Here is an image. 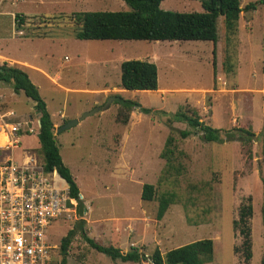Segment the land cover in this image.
I'll list each match as a JSON object with an SVG mask.
<instances>
[{
    "label": "rangeland",
    "instance_id": "1",
    "mask_svg": "<svg viewBox=\"0 0 264 264\" xmlns=\"http://www.w3.org/2000/svg\"><path fill=\"white\" fill-rule=\"evenodd\" d=\"M255 1L240 0L243 11L235 34L227 35L223 17L217 20L213 73L210 41L80 40L74 36V12L128 10L123 0H0V62L25 65L38 87L62 161L84 207L80 214L77 205L69 219H58L46 229L53 260H60L61 239L69 230H77L83 219L89 238L123 253L137 247L147 256L155 248L165 254L210 238L213 259L204 264H262L264 5L244 9ZM160 8L202 10L200 0H162ZM16 14L25 17L18 28ZM130 59L157 66L158 89L121 87L120 64ZM0 88L1 111L14 112L2 117L5 125L0 121V143L6 141L2 130L9 134L5 147L0 145V159L10 156L20 163L31 155L43 162L36 149L39 114L33 101L22 92L15 93L10 83L2 81ZM115 95L135 100L150 112L136 107L126 112L115 102ZM180 107L194 109L213 128L242 127L256 137L247 146L236 140L205 142L186 123L169 120ZM62 125L65 128L58 130ZM182 130L191 133L182 138ZM22 134L26 138L20 141ZM169 135L177 150L172 164L166 165L161 152ZM146 183L154 186L150 201L141 198ZM168 193H173L174 200L157 218L158 199ZM248 198L252 255L245 261L233 222ZM67 264L150 262L113 259L92 248L78 229L68 248Z\"/></svg>",
    "mask_w": 264,
    "mask_h": 264
},
{
    "label": "trees",
    "instance_id": "2",
    "mask_svg": "<svg viewBox=\"0 0 264 264\" xmlns=\"http://www.w3.org/2000/svg\"><path fill=\"white\" fill-rule=\"evenodd\" d=\"M128 10L123 11H81L73 13L75 24L74 36L80 40H144V41H172V40H201L210 41L214 44L212 49L213 73L216 69L215 44L218 39L217 20L223 17V23L227 35H233L237 31V23L243 8L240 0H200L201 11L177 12L160 8L162 0H123ZM264 5V0L248 3L244 9L255 10L258 5ZM16 27H20L24 21V15L14 16ZM0 80L10 83L15 93L22 92L34 103V108L39 114L40 125L37 131L39 152L43 159L45 171H56L65 181L69 188V194L78 201V212L84 210L79 197V188L69 170L63 163L59 148L53 132V122L47 110L46 103L42 99L38 87L32 83L28 73L16 65H8L1 62ZM120 85L126 90H156L158 89V70L153 62L138 59H130L120 64ZM115 102L126 112L133 108H139L141 112L149 113L150 110L141 107L139 102L115 95ZM128 115H124L123 122L127 121ZM169 120L184 122L194 130L200 132V138L205 142L238 141L242 145H248L256 137L255 134L242 127L231 129L213 128L201 121L196 111L191 108L180 107L171 114ZM189 130L180 131L182 138L190 135ZM176 146L171 135L166 138L161 157L165 159L166 165L172 164L176 153ZM1 152V151H0ZM250 156V150H246ZM264 161V157H263ZM154 186L144 184L141 198L150 201L154 198ZM173 193L163 194L158 199L157 218H161L168 206L173 202ZM248 203H242L238 211V219L233 222L242 239L240 252L244 260L251 258V237L249 219L252 217L251 199ZM264 223V205L261 208ZM84 220L78 221V229L81 236L96 251L106 254L124 262L140 263L149 261L150 264H204L213 259L214 243L210 238H203L168 250L162 254L155 248L150 256L140 251L137 247H131L123 253L121 249L114 246H102L89 238L83 230ZM77 229V230H78ZM76 229L69 230L67 235L61 239L59 251L60 260H54V264H67V252L69 245L75 235ZM264 264V260L262 262Z\"/></svg>",
    "mask_w": 264,
    "mask_h": 264
},
{
    "label": "built area",
    "instance_id": "3",
    "mask_svg": "<svg viewBox=\"0 0 264 264\" xmlns=\"http://www.w3.org/2000/svg\"><path fill=\"white\" fill-rule=\"evenodd\" d=\"M26 158L0 159V264H54L46 229L69 219L78 201L56 171Z\"/></svg>",
    "mask_w": 264,
    "mask_h": 264
},
{
    "label": "crops",
    "instance_id": "4",
    "mask_svg": "<svg viewBox=\"0 0 264 264\" xmlns=\"http://www.w3.org/2000/svg\"><path fill=\"white\" fill-rule=\"evenodd\" d=\"M8 63V62H7ZM0 65H1V62H0ZM8 65H10L9 63H8ZM17 66V65H16ZM23 66H25V65H19V67L20 68H22L23 70H24V68H23ZM29 76V75H28ZM1 80H0V84H1ZM15 95V94H14ZM1 96H4V94L2 93V91H1V88H0V97ZM3 103V102H2ZM33 106H34V104H33ZM0 108H1V106H0ZM2 109H0V121H2V122H4V125L6 124V122L3 120L4 118H2L3 116H5V115H8V114H14V112L12 111V110H9L8 111V109H5L4 111H1ZM7 111V112H6ZM3 112H5V113H3ZM1 113H3V114H1ZM38 120V119H37ZM37 120H36V123H37ZM1 122V123H2ZM28 122H31V118H30V116H29V119H28ZM1 123H0V126H1ZM26 124H27V122H25ZM2 127V126H1ZM3 128H4V126H3ZM2 129V128H1ZM30 131L32 130V129H29ZM2 133H4V135H6L5 137H6V141H5V143L6 142H9V134L7 133V132H5V130H2ZM37 134V133H36ZM35 137H36V140H37V136L35 135ZM24 138H26V134H22V135H20V136H18V140H22V139H24ZM3 140H5V139H2V142L1 143H3ZM38 141V140H37ZM5 143H3V144H0V145H2L3 147H5ZM38 146H39V144H38Z\"/></svg>",
    "mask_w": 264,
    "mask_h": 264
},
{
    "label": "water",
    "instance_id": "5",
    "mask_svg": "<svg viewBox=\"0 0 264 264\" xmlns=\"http://www.w3.org/2000/svg\"><path fill=\"white\" fill-rule=\"evenodd\" d=\"M1 70V69H0ZM37 125H38V127H39V125H40V122H39V119L37 120ZM65 128V125H62L58 130H63Z\"/></svg>",
    "mask_w": 264,
    "mask_h": 264
},
{
    "label": "bare ground",
    "instance_id": "6",
    "mask_svg": "<svg viewBox=\"0 0 264 264\" xmlns=\"http://www.w3.org/2000/svg\"><path fill=\"white\" fill-rule=\"evenodd\" d=\"M5 141L3 140V143H4ZM3 143H0V144H3Z\"/></svg>",
    "mask_w": 264,
    "mask_h": 264
}]
</instances>
